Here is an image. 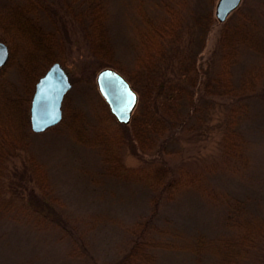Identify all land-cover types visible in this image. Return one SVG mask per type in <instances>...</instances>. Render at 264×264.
I'll return each mask as SVG.
<instances>
[{
	"label": "rangeland",
	"instance_id": "1",
	"mask_svg": "<svg viewBox=\"0 0 264 264\" xmlns=\"http://www.w3.org/2000/svg\"><path fill=\"white\" fill-rule=\"evenodd\" d=\"M44 1L43 23L63 35L66 51L61 64L69 77L77 80L74 83L69 78L73 85L64 95L68 106L87 113L90 108L98 110L95 99L85 105L94 94L84 93L95 85L99 69L112 67L127 79L133 58L145 61L153 49L150 46L157 45L159 29L165 27L175 37L182 28L184 51L190 52L188 59L200 66L202 81L196 91L201 93L202 106L209 104L210 116L207 120L204 114L198 120L192 116L186 123L194 129L185 133L181 141L175 140L166 159H161L167 161L172 180L179 184L174 191L163 189L160 193L152 171L160 162L155 145L161 135L148 149L138 143L132 147L124 141L118 150L114 148L113 158L58 128L32 131L26 151L45 168L44 180L38 184L44 192L40 195L38 191L37 195L44 202L48 197V211L58 214L61 225L48 223L37 200L30 206L11 205L9 211L0 215V264H122L127 255V260L133 262L137 258L143 264H217L210 251L203 250L197 256L184 247L199 235L214 238L224 230L227 206L222 196L245 200L251 212L264 213V70L255 67L258 60L253 48L246 43L239 46L240 54L227 80L231 79L236 90L248 82L247 91L238 94L242 97L233 98L248 106L240 124L244 140L241 150L247 157L242 166L236 162L238 144L226 151L220 140L221 124L217 118L232 100L226 98L223 105L218 93L224 88L219 80L210 82L218 68L216 38L223 22L214 15L217 0H105L106 29L113 48L111 60L119 62L117 68L92 53L83 38L81 24L77 26L65 10L64 1L71 0ZM238 16H242L240 20L246 26L243 28L247 31L249 27L253 34V44L264 41V0H240L224 21L235 17L237 20ZM174 67L175 64H162L156 75L161 79L171 77ZM138 98L139 94L135 107ZM114 160L121 163L118 172L111 167ZM24 197L29 200L26 193ZM152 198L156 199L154 207ZM152 210V221L171 230L175 235L170 238L178 246L144 244V251L152 257L143 260L139 254H129L135 248L132 232L136 222ZM153 237L162 236L154 233ZM139 250L140 247L136 251ZM244 264H264V241L250 250Z\"/></svg>",
	"mask_w": 264,
	"mask_h": 264
},
{
	"label": "trees",
	"instance_id": "2",
	"mask_svg": "<svg viewBox=\"0 0 264 264\" xmlns=\"http://www.w3.org/2000/svg\"><path fill=\"white\" fill-rule=\"evenodd\" d=\"M64 2L68 16L77 26L81 24L83 38L85 37L84 40L88 42L92 53L107 65L119 67L118 61L111 60L113 48L106 29L108 19L106 1ZM45 11L44 0H0V40L4 41L9 49V57L0 69V215H4L15 203L28 205L33 200H37L44 210L40 212L45 215L48 223L61 225L58 214L49 212L51 205L47 204L50 203L48 197L44 202L37 195L38 191L40 195L44 192L39 190L38 184L44 180L45 168L26 151L28 138L32 133L29 123V103L34 85L50 63L56 60L65 62L64 37L60 32L44 25ZM242 16L248 15L243 13ZM242 16H238L237 20H234L235 17L230 22L226 20L222 22V28L216 38L219 48L218 68L210 82L216 83L219 80V85L224 88L218 93L222 96L223 105L226 104V98L232 100L230 106H223V113L217 118L221 124L222 148L227 151L237 143L236 162L244 166L247 157L241 150L244 140L240 124L248 106L238 104L240 100L233 98L242 97L238 94L247 91L248 82L242 86L243 89L236 90L231 86V79L230 82L227 80L230 78L231 66L240 54L239 46L242 43H246L250 49L253 48L258 60L255 67L264 70V41L261 39L256 45L253 44V34L249 27L247 31L243 28L244 25L240 20ZM182 34V28L174 37L162 27L157 31V45L153 43L150 46L153 49L147 59L134 61L133 58L132 71L131 74H127V80L137 95L139 94V98L128 123L113 122L114 118L96 86L92 85L84 94L93 93L94 97L87 99L85 105L89 106V101L95 99L98 110L90 108L87 113L74 105L68 106L64 97L60 121L47 129L58 128L65 131L79 142L97 147L103 155L113 158L116 157L114 148L118 150L119 145L124 141L131 143L132 147L138 143L148 149L154 147V140L157 139V135H161L162 138H158L155 145L160 162L152 171V175L157 179L155 186L159 193L163 189L167 192L174 191L179 183L176 184L172 180L169 164L161 159L164 157L166 159L171 151L170 146L175 140L181 141L185 133L188 134L194 129V126L186 123L192 116L198 120L204 114L207 120L211 110L209 104L202 106L201 93L196 91L202 81L198 72L200 66H197L193 59H188L191 53L186 49L184 51ZM162 64L176 65L171 77L161 79L156 75ZM251 75L252 73L249 76ZM71 80L77 82L75 79ZM86 82L92 83L88 79ZM159 148L161 149L158 151ZM104 159L111 162L107 157ZM111 167L118 172L121 163L114 160ZM153 178L151 181L154 180ZM25 193L29 197L27 201L24 197ZM222 199L226 200L227 206L224 230L214 238L199 235L184 248L197 256H201L203 250H208L217 264H244L250 250L264 241V213L251 212L247 207V201L237 197L227 198L223 195ZM151 203L154 207L156 199L152 198ZM152 214L153 210L149 216L138 220L132 232L135 237V248L129 254H139L143 260L152 257L144 251V244L150 247L178 246L170 238L175 234L171 230L157 226L152 221ZM154 233L162 237L154 238ZM139 247L141 250L136 251ZM128 257L129 255L122 264L144 263L137 258L132 262L131 259L127 260Z\"/></svg>",
	"mask_w": 264,
	"mask_h": 264
},
{
	"label": "water",
	"instance_id": "3",
	"mask_svg": "<svg viewBox=\"0 0 264 264\" xmlns=\"http://www.w3.org/2000/svg\"><path fill=\"white\" fill-rule=\"evenodd\" d=\"M240 0H217L215 18L222 22ZM9 57L7 44L0 40V69ZM98 92L106 102L117 122H129L137 102L136 91L127 79L112 67H103L95 74ZM71 88V82L59 61H53L38 77L29 104V123L33 132H41L55 124L62 117V100Z\"/></svg>",
	"mask_w": 264,
	"mask_h": 264
}]
</instances>
